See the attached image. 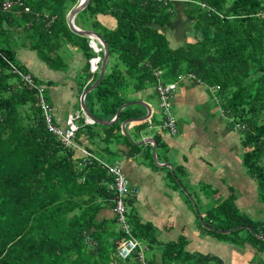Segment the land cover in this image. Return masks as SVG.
I'll return each mask as SVG.
<instances>
[{"label": "trees", "instance_id": "obj_1", "mask_svg": "<svg viewBox=\"0 0 264 264\" xmlns=\"http://www.w3.org/2000/svg\"><path fill=\"white\" fill-rule=\"evenodd\" d=\"M4 1L13 6L0 10V264H139L117 254L126 237L116 217L97 219L98 200L114 197L104 182L110 180L107 171L93 158L80 167L73 149L47 132L35 89L11 82L18 78L11 65L25 72L16 60L21 47L54 70L64 67L61 44L80 47L88 64L84 71L90 70L95 54L89 39L74 34L66 22L67 10L80 0H0V7ZM171 1L89 0L76 16L83 25L78 27L101 36L109 56L105 75L88 98L95 96L102 110L115 109L120 102L111 106V99L131 79L140 88L161 75L171 81L194 74L216 86L231 127H243L244 164L264 202V0H182L193 40L175 48L164 34L178 14ZM104 16L115 19L113 29L100 21ZM228 209L227 218L235 223L226 228L249 226L245 239L264 249V239L256 237L264 238V224L233 217Z\"/></svg>", "mask_w": 264, "mask_h": 264}, {"label": "crops", "instance_id": "obj_2", "mask_svg": "<svg viewBox=\"0 0 264 264\" xmlns=\"http://www.w3.org/2000/svg\"><path fill=\"white\" fill-rule=\"evenodd\" d=\"M175 28L173 25L169 31ZM181 38L178 45L186 40V36ZM69 48L74 57L67 62L68 72L49 68L28 48L16 53V60L24 73L44 87V97L52 107L57 126L65 128L67 119L73 116L77 133L72 149L79 166H84L87 152L104 165H118L130 186L136 188L137 192L128 198L130 205L128 201L126 205L130 225L147 245L151 259L148 264H264V249L245 239L241 232L234 233V227L226 228L225 223L235 222L233 218H223L229 215L228 208H233L236 215L264 224V202L256 180L244 164L243 154L248 150L239 130L243 127H231L216 97L218 88L197 77L194 82L177 83L176 78L167 81L161 75L154 83L146 81L140 88L127 86L118 91L110 101L111 106L120 102L118 107L103 109L100 114L88 93L84 102L89 112L108 121V125L86 123L80 97L98 79L100 62L96 73L84 71L88 68L84 52L80 47ZM97 53L101 52L93 58L102 57ZM256 76L259 75L253 74ZM160 83L176 84L171 105L176 118L175 136L160 128L163 117L156 93ZM136 102L145 106L127 105ZM120 108L123 109L117 118ZM146 115L145 121L122 127L126 120ZM92 126L96 129L91 130ZM97 137L99 143L94 141ZM141 141L140 146L135 144ZM97 203L101 206L98 221L114 222L111 199L101 197ZM214 211L219 214L214 216ZM259 236V240L264 239Z\"/></svg>", "mask_w": 264, "mask_h": 264}, {"label": "built area", "instance_id": "obj_3", "mask_svg": "<svg viewBox=\"0 0 264 264\" xmlns=\"http://www.w3.org/2000/svg\"><path fill=\"white\" fill-rule=\"evenodd\" d=\"M166 2L167 1H164L165 4ZM12 6L13 4L11 2L4 1L0 7V10L7 11ZM99 62V57L92 58L90 60V71L92 73H96L98 71ZM11 67L12 72L15 73L23 83L35 89V105L41 111L43 123L47 132L53 135L64 147H75L74 139L77 133V126L74 123L73 116H69L66 121L65 128H60L59 126H57L54 123L52 107L44 97V87L35 84L30 74L20 72L12 65ZM183 80L194 82L196 81V76L194 74H187L185 77L180 74L177 75V83H180ZM197 83H199L198 80ZM175 90L176 84L160 83L156 86V93L158 95L160 108L162 109L161 116L163 117L160 128L162 129V131H166L170 136H175L177 134L176 118L173 114V109L171 107ZM85 121L86 123H93V121L88 117L85 118ZM84 155L85 158H92L91 154L87 152H84ZM84 163L86 164L89 162L85 161ZM98 163L100 162L98 161ZM100 165L103 166L102 163H100ZM105 170L111 178L110 182L106 183V188L108 191L112 192L114 196L112 199V210L116 216L117 224L119 225L122 233L126 237L119 243L117 248V254L122 260L134 257L139 262V264H148L145 261V253L148 251L147 245H144L133 236L130 224L127 220L128 210L126 205V199L129 198V196L135 194L137 190L136 188L130 186L127 178L125 177L118 165L107 166L105 167Z\"/></svg>", "mask_w": 264, "mask_h": 264}, {"label": "rangeland", "instance_id": "obj_4", "mask_svg": "<svg viewBox=\"0 0 264 264\" xmlns=\"http://www.w3.org/2000/svg\"><path fill=\"white\" fill-rule=\"evenodd\" d=\"M176 2H175V7L177 8V10H178V12H179V14H177V16H173V18L172 19H174L173 20V25L176 27L175 28V30L174 31H169V30H166L165 32H164V34L166 35V37H167V39L169 40V42H170V47H173V48H175V47H177V46H179L178 45V42H180L181 41V39H183V38H181V37H185L186 36V40L184 41V43L183 44H185V43H187V42H190V41H192L193 40V35H192V33H188V29H189V26H187L188 24H189V21L185 18V16H183V15H181V13H182V5H181V2H182V0H175ZM70 10L68 11L67 10V15H66V22H67V26H68V19H69V13L71 12V10H72V8L70 7L69 8ZM80 18V17H79ZM78 17L77 18H75V20H74V23L77 25V26H80V27H82L83 25H81V21H80V19H79ZM101 18H104L105 19V21H103V23L105 24L104 26L106 27V28H108V29H113L115 26L114 25H111L112 24V21H113V24H114V21H115V19L114 18H112L111 16H104V17H101ZM84 24L85 25H88L89 23L86 21V20H84ZM68 28H69V26H68ZM70 29V28H69ZM92 31V30H91ZM98 31L100 32V29H98ZM96 33V32H95ZM173 35V36H172ZM83 37V36H82ZM85 37V36H84ZM87 38V37H86ZM183 44H180V46L181 45H183ZM89 45V44H88ZM23 47H21V48H19V49H21L20 51H18L19 49H17L16 50V53H18V54H21V53H24V50H27L26 48L25 49H22ZM93 51H95L94 49H93ZM83 52H85V51H83ZM95 54H96V52H95ZM97 54H99V53H97ZM59 55L61 56L60 57V59H61V62L64 64V67H62V69H61V71L62 70H65L66 69V71L68 72L69 71V69L67 70V68H68V65H67V62H70V60H72L73 59V57H74V55H73V51L70 49V48H68L67 46H62V44H61V49H60V52H59ZM100 56H102V55H100ZM86 57V55H84V58ZM20 79H18V78H12V80H11V82L12 83H18V81H19ZM37 80V79H36ZM38 81V80H37ZM134 81L131 79V81H129V83H128V86H130V87H132L133 86V88H134ZM39 86H42V85H39ZM43 87V86H42ZM90 88V87H89ZM91 93V92H90ZM44 96L46 97V92H44ZM92 97H91V99H90V102L92 103V101H93V99H95V101L98 103V101L96 100V98H95V96L93 97V95H91ZM216 97L218 98V97H220V95H219V93L217 92L216 93ZM157 98H158V96H157ZM157 100H159V99H157ZM138 103L139 104H141L140 102H136V103H133V104H131V105H135V104H137L138 105ZM98 108L96 109V111L100 114L101 112V106H100V104L98 103ZM160 106V105H159ZM212 107H214V106H212ZM215 108V107H214ZM160 109V111L162 110L161 108H159ZM216 113H218L219 114V109H217L216 108V111H215ZM93 124H95V122L93 123ZM97 126V125H96ZM91 128V130L92 129H96V127H90ZM97 134H98V132H97ZM103 135V132H100V136H102ZM94 141H95V143H99V139H98V137L97 138H95L94 139ZM106 141L108 142V139H106ZM95 161H97L98 162V160L97 159H94ZM107 164H108V162H106ZM103 166L101 167L102 169H105V167H107V166H105L104 164H102ZM106 171V170H105ZM263 202V201H262ZM235 211H232V213H234ZM215 213V211L213 212V214ZM223 218L224 219H227V220H229L228 218H227V216H223ZM230 224V222H228V223H225V225H229ZM132 225V224H131ZM119 227V225L117 224L116 225V227ZM249 228V226H244V229H248ZM238 229H240V228H236V227H234L232 230H233V232L234 233H236L235 231L236 230H238ZM244 229H242L240 232H241V234L244 236V238H246V237H248V236H250L249 235V232L251 231V230H249V232L248 231H245ZM119 230H121V228L119 227ZM227 231H229V229L227 230ZM133 235L134 236H136V239H138L141 243H145L144 241H143V239H140L139 237H138V235H136V232H134L133 231ZM256 237L257 238H259L260 236L259 235H256ZM150 256H149V254H147V252L145 253V261H146V263H150Z\"/></svg>", "mask_w": 264, "mask_h": 264}, {"label": "water", "instance_id": "obj_5", "mask_svg": "<svg viewBox=\"0 0 264 264\" xmlns=\"http://www.w3.org/2000/svg\"><path fill=\"white\" fill-rule=\"evenodd\" d=\"M89 3V0H80L79 1V4L77 6H75L74 8H72L71 12L69 13V21H68V26L70 28V30L74 33V34H77L79 36H85L87 37L90 42H89V47L94 49L95 52H102V57L99 58L100 59V74H99V77L98 79L95 81V83L88 89H86L81 97H80V105L82 107V110L85 112V114L87 115V117L89 119H91L92 121H94L95 123H98V124H101V125H104V126H107L108 125V121H102L98 118H96L95 116H93L90 112H89V109L86 107L85 105V102H84V97L86 94L92 92L96 86L99 84V82L101 81L103 75H104V71H105V65L107 63V60H108V56H109V53H108V46L106 44V42L101 38V36H99L97 33H95L94 31H91V30H82L80 28H78L75 23H74V20L76 18V16L83 10L86 8V6L88 5ZM128 106L131 105V104H127ZM138 105H141V106H145L143 105L142 103ZM123 108H120L117 113H116V117L118 118V115L120 114L121 110ZM147 119V115L144 116L143 118H133V119H129V120H126L125 121V124L122 126L123 128H125V126L127 124H129L130 122H133V121H137V122H140L142 120H146ZM136 122V123H137ZM143 141H141L140 143H135L136 145L140 146ZM131 143H133L131 141ZM167 166H169L171 168V165L167 164ZM247 230H251L250 228H248Z\"/></svg>", "mask_w": 264, "mask_h": 264}, {"label": "clouds", "instance_id": "obj_6", "mask_svg": "<svg viewBox=\"0 0 264 264\" xmlns=\"http://www.w3.org/2000/svg\"><path fill=\"white\" fill-rule=\"evenodd\" d=\"M19 78V77H18ZM20 79V78H19ZM21 81V80H20ZM22 82V81H21ZM38 85H40V84H38ZM45 90V89H44Z\"/></svg>", "mask_w": 264, "mask_h": 264}]
</instances>
